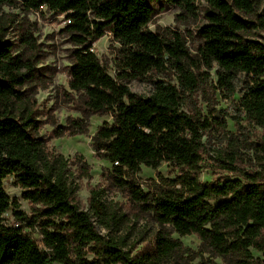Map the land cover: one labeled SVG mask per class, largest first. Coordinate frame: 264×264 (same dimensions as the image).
Returning <instances> with one entry per match:
<instances>
[{
	"label": "trees",
	"instance_id": "trees-1",
	"mask_svg": "<svg viewBox=\"0 0 264 264\" xmlns=\"http://www.w3.org/2000/svg\"><path fill=\"white\" fill-rule=\"evenodd\" d=\"M165 1L187 15L194 14L198 1L207 6L194 55L182 34L147 29L153 17L148 0H0V6L25 12L44 7L64 15L62 31L73 46L68 87L84 114L112 118L97 128L91 147L110 164L116 187L158 227L151 243L133 252L119 229L123 217L105 205L100 191H90L86 210L78 207L69 160L48 151L33 111L22 106L19 89L33 79V66L0 41V264H174L185 249L173 233L194 234L217 257L235 264H264V181L249 176L201 182L208 124L183 110L187 96L201 84V69L207 74L216 69L218 86L231 93L236 76L244 74L252 84L239 106L264 130V44L246 39L252 30L264 29V8L257 15L264 0ZM106 32L119 45L117 78L91 50ZM22 41L34 48L29 35ZM150 72L172 77L156 81L148 96L131 92L129 82ZM86 125L82 119L72 121L68 133L85 134ZM163 163L179 170L174 178L157 174L146 191L137 186L141 166L156 170ZM9 177L33 206L31 217L5 193ZM9 212L16 222L12 227L3 224ZM23 224L38 228L42 250L23 233Z\"/></svg>",
	"mask_w": 264,
	"mask_h": 264
},
{
	"label": "rangeland",
	"instance_id": "rangeland-1",
	"mask_svg": "<svg viewBox=\"0 0 264 264\" xmlns=\"http://www.w3.org/2000/svg\"><path fill=\"white\" fill-rule=\"evenodd\" d=\"M153 8V17L147 29L153 33L171 30L180 33L186 40L191 55L200 44L197 31L206 25L207 6L203 1L195 3L194 14L182 13L165 0H148ZM264 5L257 12L261 15ZM64 15H54L43 8L38 11H23L22 7L0 6V41L11 46L13 55L33 66V79L19 90L23 94V105L33 111L38 123V137L44 139L49 152L62 155L69 160L71 178L76 186L74 201L82 210L89 203L90 191H100L102 201L122 216L119 229L127 237L133 252L147 247L153 233L158 229L151 214L139 208L128 193L112 182L110 164L96 155L91 147L92 136L103 123H112L108 114H84L79 108L77 96L68 87V70L71 66L70 51L73 46L62 31L65 27ZM30 36L34 48L29 49L22 41ZM247 40L264 44V29L258 28L246 36ZM119 45L112 41L109 32L96 40L91 50L99 59L107 74L117 78ZM201 84L196 93L187 96L183 110L200 116L208 124L203 137L204 154L200 165L199 180L203 183L215 180H244L253 176L264 181V130L250 121L239 106V99L248 86L250 78L238 74L233 81V93L217 84L216 69L209 74L205 69L199 73ZM169 72H150L143 79L131 80V92L148 96L154 90L156 81H169ZM264 80V78H262ZM175 83V81H174ZM82 119L87 123V132L70 135L72 121ZM178 169L163 163L156 170L141 166L136 175V184L145 191L156 181L157 174L164 178H174ZM4 191L11 201H16L18 211L28 218L33 206L22 198L24 192L9 177L3 182ZM11 212L3 216L6 227L15 225ZM102 229V228H99ZM22 231L31 237L42 250L41 237L37 227L28 228L23 224ZM104 233V232H102ZM172 237L178 239L185 249L183 256L174 264H235L233 259L217 257L194 235ZM253 257H260L251 251Z\"/></svg>",
	"mask_w": 264,
	"mask_h": 264
},
{
	"label": "built area",
	"instance_id": "built-area-1",
	"mask_svg": "<svg viewBox=\"0 0 264 264\" xmlns=\"http://www.w3.org/2000/svg\"><path fill=\"white\" fill-rule=\"evenodd\" d=\"M44 7H40V9L39 10H41V9H43ZM64 23H65V21H64Z\"/></svg>",
	"mask_w": 264,
	"mask_h": 264
}]
</instances>
